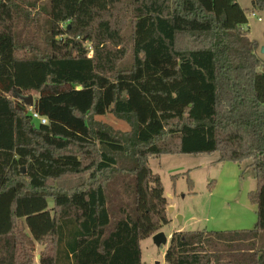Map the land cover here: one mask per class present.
Wrapping results in <instances>:
<instances>
[{
	"label": "trees",
	"instance_id": "1",
	"mask_svg": "<svg viewBox=\"0 0 264 264\" xmlns=\"http://www.w3.org/2000/svg\"><path fill=\"white\" fill-rule=\"evenodd\" d=\"M248 25L237 0H0V264H34L36 244L39 264H142L172 222L150 160L212 154L251 161L257 225L175 232L165 264H264V55Z\"/></svg>",
	"mask_w": 264,
	"mask_h": 264
},
{
	"label": "rangeland",
	"instance_id": "2",
	"mask_svg": "<svg viewBox=\"0 0 264 264\" xmlns=\"http://www.w3.org/2000/svg\"><path fill=\"white\" fill-rule=\"evenodd\" d=\"M129 1V0H125ZM246 11L250 28V38L260 45L262 57L264 47V13L252 9V0H237ZM34 16L37 10L31 11ZM262 21L259 22L258 19ZM33 34V29L29 30ZM128 55L126 65L130 64ZM31 97V96H27ZM34 97V96H33ZM98 122L109 126L114 131L125 134L130 126L111 114L97 117ZM251 161L243 164L219 162V155H165L150 160L153 173L160 176L165 188L169 207L168 215L173 220L163 230L166 238L174 231H208L239 232L252 231L257 225V207L250 195L256 190L255 172L250 167ZM187 173L194 183L193 191L189 190ZM73 178H66L54 186L71 187ZM53 201H50L52 206ZM169 208L173 212H169ZM179 217L181 219H179ZM170 241L157 245L153 240L142 242V264H165V256ZM258 247L264 249V234L261 235ZM44 250L35 245L34 264Z\"/></svg>",
	"mask_w": 264,
	"mask_h": 264
},
{
	"label": "water",
	"instance_id": "3",
	"mask_svg": "<svg viewBox=\"0 0 264 264\" xmlns=\"http://www.w3.org/2000/svg\"><path fill=\"white\" fill-rule=\"evenodd\" d=\"M262 54L264 55V47L262 48ZM80 90L82 89L81 87L79 88ZM23 102L26 106L32 108L34 105V99L33 97H26L23 99ZM23 173H25V169H23ZM169 212H173V210L171 208H169ZM179 219H181L179 217ZM153 241L157 244V245H161V244H165L167 243V238L164 235V233L160 232L158 234H156L155 236H153ZM41 258V256H38L37 260L39 261Z\"/></svg>",
	"mask_w": 264,
	"mask_h": 264
},
{
	"label": "built area",
	"instance_id": "4",
	"mask_svg": "<svg viewBox=\"0 0 264 264\" xmlns=\"http://www.w3.org/2000/svg\"><path fill=\"white\" fill-rule=\"evenodd\" d=\"M258 21L261 22L262 19L259 18ZM33 117H34L35 119H37V120H40L42 124H46V123H47L46 118H41V117H40L38 114H36V113L33 114Z\"/></svg>",
	"mask_w": 264,
	"mask_h": 264
},
{
	"label": "crops",
	"instance_id": "5",
	"mask_svg": "<svg viewBox=\"0 0 264 264\" xmlns=\"http://www.w3.org/2000/svg\"><path fill=\"white\" fill-rule=\"evenodd\" d=\"M171 221H172L171 223L173 224V220H172V219H171ZM161 232L164 233V235L166 236V233H165L164 230H162ZM175 232H182V231H181V230H180V231H174L173 233H175ZM173 233H172V234H173ZM171 236H172V235L170 234V235L167 237V243L170 241ZM148 240H153V237L150 238V239H148Z\"/></svg>",
	"mask_w": 264,
	"mask_h": 264
}]
</instances>
